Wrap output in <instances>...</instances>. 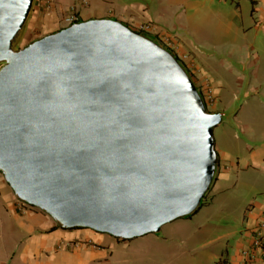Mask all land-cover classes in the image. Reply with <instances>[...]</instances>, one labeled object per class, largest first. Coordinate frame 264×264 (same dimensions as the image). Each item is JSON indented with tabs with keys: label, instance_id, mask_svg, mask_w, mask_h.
Masks as SVG:
<instances>
[{
	"label": "water",
	"instance_id": "95a60500",
	"mask_svg": "<svg viewBox=\"0 0 264 264\" xmlns=\"http://www.w3.org/2000/svg\"><path fill=\"white\" fill-rule=\"evenodd\" d=\"M34 0H0V172L66 229L121 240L194 213L214 179L213 129L175 56L93 18L20 50Z\"/></svg>",
	"mask_w": 264,
	"mask_h": 264
},
{
	"label": "rangeland",
	"instance_id": "374dc122",
	"mask_svg": "<svg viewBox=\"0 0 264 264\" xmlns=\"http://www.w3.org/2000/svg\"><path fill=\"white\" fill-rule=\"evenodd\" d=\"M50 1L53 6L49 11L41 6L45 0L33 1L29 16L13 41L14 50L23 49L46 35L70 26L65 19L74 8L78 11V22L85 21L80 16V10L83 14L103 13L111 19L119 20L139 34H146L144 36L148 38L152 37L156 40V43L165 49L170 48L188 70L196 87L201 92L208 87L214 105H207V110L211 113L220 112L222 115L221 122L213 129L215 149H224L228 153L234 154L235 161H237V156L242 157L245 154L247 156L249 146H256V141L264 133V70H262L264 67V35L263 33L256 35L254 29H250L246 34L240 32L230 37L220 33L218 29L222 25V20H219V18H229L231 20L236 18L235 24L237 25L241 22V17H238L239 10L236 0ZM241 5L245 12V3ZM54 13H56V16H54ZM191 19L203 22L204 26L201 30H198V33L190 32ZM147 26L149 28H146ZM179 47H183L187 54H181V51L178 50ZM0 64L2 66V63ZM217 166L214 179L217 176ZM226 166H230V162L227 161ZM228 170L231 176L230 180L221 181L220 187H214L212 190L209 188L206 192L203 199L204 204L202 205L204 214L208 211L205 207L206 203L213 198L212 196L218 195L219 192H234L237 195L245 196L241 198L240 195L238 196L241 208L254 198V192L249 189V184L243 180L245 174L241 173L238 180L236 171H233L232 167ZM252 171L251 176L259 178V174L254 170ZM212 183L210 187H212ZM239 199L235 198L232 201L235 202ZM19 202L22 209H31L48 219H52L53 229H61L63 232L75 230H66L45 211L20 199ZM227 210L229 212V209ZM196 211L190 214V217L185 216L175 221H189L199 210ZM222 212V210L215 208V210L213 209L208 213L207 218H215V222L219 224L233 225L234 221ZM230 212L236 221L239 214L231 210ZM226 217L231 220L229 223L222 221ZM160 233L150 234L158 235ZM104 234L108 240H118L110 234ZM21 235L24 242L28 238V233L22 230ZM146 235L144 236L146 237ZM144 236L121 241H138V239H143ZM83 239H86L85 242L94 244L93 239L87 240V237L83 238L82 235L79 238L73 237L70 242H82ZM182 253L186 254L185 252L176 255L171 253V256L167 258V255H163L161 251L156 252L153 258L147 259H151L148 264H173L174 261V264H188V261H184ZM142 263L146 264V261Z\"/></svg>",
	"mask_w": 264,
	"mask_h": 264
},
{
	"label": "crops",
	"instance_id": "0c3cea01",
	"mask_svg": "<svg viewBox=\"0 0 264 264\" xmlns=\"http://www.w3.org/2000/svg\"><path fill=\"white\" fill-rule=\"evenodd\" d=\"M236 1L241 22L237 25L236 18H219L222 20L218 29L220 33L230 37L240 32L246 34L250 29H254L256 35H264V0ZM243 3L246 6L245 12L241 5ZM80 16L83 20L111 19L103 13L83 14L81 10ZM190 23L191 33H198L204 26L202 21L198 22L196 19H191ZM178 50L181 54H187L183 47ZM256 142L255 147H248L247 156H237L239 161H235L234 154L216 148L218 170L211 187L212 190L219 186L221 181L230 180L228 169L232 167L238 180L241 173L245 174L243 180L254 192L252 201L241 208L238 197L240 194L219 192L218 195L212 196L210 201L207 200L206 214L201 207L191 220L173 221L174 223L162 226L160 234L146 235L138 241H111L105 234L91 229H75L70 232L53 229L52 219L31 209H22L18 197L0 173V264H143L144 261L148 264L151 259H147L153 258V255L160 251L167 255V258L171 253L176 255L185 252L186 254L182 255L188 264H240L241 250L249 245L252 228L264 213V133ZM227 161L230 166H226ZM251 169L259 174V178L251 176ZM241 197L245 196L240 195ZM235 198L239 199L236 203L232 201ZM215 208L222 210V214L231 218L234 224H219L215 222V218H207L208 213ZM230 210L239 214L236 221ZM228 217L222 221L229 223L231 220H228ZM22 230L28 233L24 242ZM81 235L83 238L87 237V240L93 239L94 244L85 242L86 239L82 242H70L73 237L79 238Z\"/></svg>",
	"mask_w": 264,
	"mask_h": 264
},
{
	"label": "built area",
	"instance_id": "2783aa9c",
	"mask_svg": "<svg viewBox=\"0 0 264 264\" xmlns=\"http://www.w3.org/2000/svg\"><path fill=\"white\" fill-rule=\"evenodd\" d=\"M46 11H49L53 6V3L50 0H45L41 4ZM78 11L74 8L73 11L66 17V22L68 25H72L78 22ZM146 28H149L147 26ZM207 88V89H206ZM204 88L203 98L204 102L209 106L214 105L211 101V93L208 90V87ZM240 264H264V213L261 218L258 220L256 225L252 228L251 231V241L249 245L244 247L241 250V263Z\"/></svg>",
	"mask_w": 264,
	"mask_h": 264
},
{
	"label": "trees",
	"instance_id": "16d2710c",
	"mask_svg": "<svg viewBox=\"0 0 264 264\" xmlns=\"http://www.w3.org/2000/svg\"><path fill=\"white\" fill-rule=\"evenodd\" d=\"M79 21V20H78ZM81 22V21H80ZM61 30V29H60ZM141 33V32H140ZM144 35H146V34H144ZM149 39H151V40H153V41H156V40H154L152 37H149ZM168 49V51H170L171 53H173V51L170 49V48H167ZM173 55L175 56V58L179 61V63L182 65V67L186 70V72L189 74V72H188V70L185 68V66L181 63V60L179 59V57L177 56V55H175L174 53H173ZM0 66H1V64H0ZM190 75V74H189ZM191 77V76H190ZM197 89H198V87H197ZM198 91H199V93H200V95H201V97H202V99H203V102H204V98H203V93L198 89ZM204 104H205V102H204ZM205 107H206V104H205ZM206 109H207V107H206ZM218 161H219V159H218V154H217V165H218ZM211 188V187H210ZM205 196H206V194L203 196V199L205 198ZM203 199H202V201H201V204H200V206H199V209L202 207V205L204 204V202H203ZM198 209V210H199ZM197 210V211H198ZM196 211V212H197ZM191 215H187L186 217H190Z\"/></svg>",
	"mask_w": 264,
	"mask_h": 264
}]
</instances>
